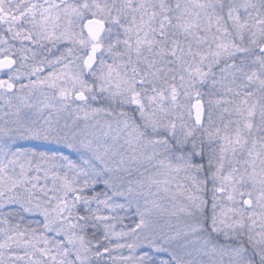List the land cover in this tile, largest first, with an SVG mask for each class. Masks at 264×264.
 Wrapping results in <instances>:
<instances>
[{"label": "snow or ice", "instance_id": "1", "mask_svg": "<svg viewBox=\"0 0 264 264\" xmlns=\"http://www.w3.org/2000/svg\"><path fill=\"white\" fill-rule=\"evenodd\" d=\"M0 264H264V0H0Z\"/></svg>", "mask_w": 264, "mask_h": 264}]
</instances>
